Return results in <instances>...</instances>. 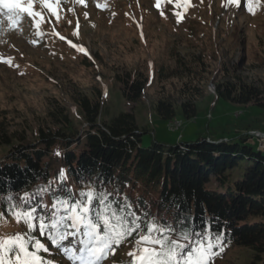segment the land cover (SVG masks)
<instances>
[{
	"label": "trees",
	"instance_id": "trees-1",
	"mask_svg": "<svg viewBox=\"0 0 264 264\" xmlns=\"http://www.w3.org/2000/svg\"><path fill=\"white\" fill-rule=\"evenodd\" d=\"M233 34L243 37L241 31ZM239 42L240 61L232 66L225 54L211 69L210 60L219 56L210 40L192 52L172 50V65L118 69L115 78L134 103L147 98L155 83L151 107L170 122L178 108L187 119L197 117V101L209 82L218 99L264 108L260 86L240 74L264 67V54L245 60ZM93 91L70 93L82 123L73 120L65 99L53 97L30 143H24V132L16 141L7 133L2 112L0 145L9 149L0 159V207L28 210L36 230L48 236L60 229L76 238L97 228L110 245L112 237L101 228L112 224L116 246L143 240L153 247L140 264H209L211 256L233 248L250 252L249 264H264V146L249 143L250 132L263 129L246 119L234 134L220 125L221 134L208 130L177 143L154 136L143 145V133L151 130L139 125L135 110L103 119L104 92Z\"/></svg>",
	"mask_w": 264,
	"mask_h": 264
},
{
	"label": "rangeland",
	"instance_id": "rangeland-1",
	"mask_svg": "<svg viewBox=\"0 0 264 264\" xmlns=\"http://www.w3.org/2000/svg\"><path fill=\"white\" fill-rule=\"evenodd\" d=\"M15 2H21L23 7L16 11L8 2L2 4L9 6V12L0 9V117L3 112L7 133L14 135L15 141L20 140L22 132L24 143L35 141L39 123L46 121L53 97L65 99L73 120L82 123L80 109L69 101L70 93L83 91L91 95L99 87L104 92L103 119L135 110L139 125L151 130L143 133V145L154 136L166 143H177L181 137L196 139L208 130L221 134L220 125L226 134H234L246 119L264 132V108L218 99L212 82L205 96L197 101V117L187 119L178 108L173 126L151 107L150 100L156 97L155 83L148 88L147 98L134 103L125 99L121 83L115 78L118 69L172 65V50L192 52L191 47L207 45L210 40L216 43L219 56L218 60H210L212 70L220 66L225 54L231 66L240 61V39L245 60L261 57L264 0ZM235 31L243 32V37H237ZM241 71L243 77L260 86L264 96V67ZM254 131L260 130L250 133ZM250 142L253 143L252 138ZM254 147L258 149V143ZM8 149L0 145V159ZM27 211L0 207V264H140L143 252L153 249L143 240H120L116 246L114 240L119 238L111 233L112 224L101 228L111 235L110 245L97 229L94 237L90 232L83 238L80 234L77 238L66 237L62 230L55 229L50 245L43 239L49 233L43 228L36 230L37 221ZM41 215L47 222V211ZM210 258L209 264H249L251 253L233 248Z\"/></svg>",
	"mask_w": 264,
	"mask_h": 264
},
{
	"label": "built area",
	"instance_id": "built-area-1",
	"mask_svg": "<svg viewBox=\"0 0 264 264\" xmlns=\"http://www.w3.org/2000/svg\"><path fill=\"white\" fill-rule=\"evenodd\" d=\"M178 128V127H176ZM259 144L264 146V136L259 137Z\"/></svg>",
	"mask_w": 264,
	"mask_h": 264
},
{
	"label": "bare ground",
	"instance_id": "bare-ground-1",
	"mask_svg": "<svg viewBox=\"0 0 264 264\" xmlns=\"http://www.w3.org/2000/svg\"><path fill=\"white\" fill-rule=\"evenodd\" d=\"M174 123H175V122H173V126H174Z\"/></svg>",
	"mask_w": 264,
	"mask_h": 264
}]
</instances>
